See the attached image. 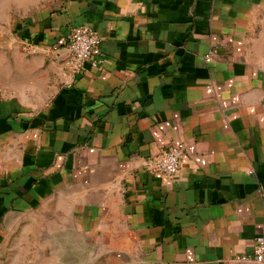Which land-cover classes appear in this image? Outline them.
<instances>
[{
	"label": "crops",
	"instance_id": "1",
	"mask_svg": "<svg viewBox=\"0 0 264 264\" xmlns=\"http://www.w3.org/2000/svg\"><path fill=\"white\" fill-rule=\"evenodd\" d=\"M82 25L105 61L74 77L45 51ZM258 236L264 0H0V264H254Z\"/></svg>",
	"mask_w": 264,
	"mask_h": 264
},
{
	"label": "built area",
	"instance_id": "2",
	"mask_svg": "<svg viewBox=\"0 0 264 264\" xmlns=\"http://www.w3.org/2000/svg\"><path fill=\"white\" fill-rule=\"evenodd\" d=\"M23 50L29 54L35 52L36 43L26 41ZM48 55H63L64 65L74 77L79 75L85 64L92 67H100L105 61L102 50V38L87 25L78 26L72 31L61 37L56 43L45 51ZM212 60V53L206 56V61ZM184 153L178 146H172L165 150L161 155L150 159L146 169L152 175L171 177L180 172L181 162ZM243 262L264 264V236L255 239L253 255L243 257Z\"/></svg>",
	"mask_w": 264,
	"mask_h": 264
},
{
	"label": "rangeland",
	"instance_id": "3",
	"mask_svg": "<svg viewBox=\"0 0 264 264\" xmlns=\"http://www.w3.org/2000/svg\"><path fill=\"white\" fill-rule=\"evenodd\" d=\"M14 17H17V18H18V13H17V12H14ZM15 48H16V49H20V45H19V43H16V44H15V46H14L13 49H15ZM13 65H14V64H13V62H12V69H14V68H13ZM28 91H29V90H28ZM32 94H33V93H32ZM33 99H35V97H33Z\"/></svg>",
	"mask_w": 264,
	"mask_h": 264
},
{
	"label": "trees",
	"instance_id": "4",
	"mask_svg": "<svg viewBox=\"0 0 264 264\" xmlns=\"http://www.w3.org/2000/svg\"><path fill=\"white\" fill-rule=\"evenodd\" d=\"M34 42V41H33Z\"/></svg>",
	"mask_w": 264,
	"mask_h": 264
}]
</instances>
